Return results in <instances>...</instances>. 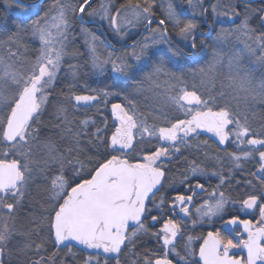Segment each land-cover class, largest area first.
I'll list each match as a JSON object with an SVG mask.
<instances>
[{"label": "snow or ice", "instance_id": "6c2138e0", "mask_svg": "<svg viewBox=\"0 0 264 264\" xmlns=\"http://www.w3.org/2000/svg\"><path fill=\"white\" fill-rule=\"evenodd\" d=\"M91 2L92 0H78L73 4L71 0H53L49 11L45 12L43 17L30 25H18L16 33L7 41L0 42L15 43L19 46L23 41L22 34L30 33L31 36L38 37L41 45L35 62L23 69L18 68L14 62L8 63L0 58V208L6 209L9 214L13 213L22 203L25 190L31 183L36 182L38 168L42 172L55 169L56 174L50 178L45 189L48 207L45 208V214L40 217V224L36 225L34 230L46 228V238L57 248L67 247L69 255H74L71 242H75L86 249L102 250L104 254H109L108 259H115L119 264V255L123 248L134 244L139 233L148 231L144 219L153 210L149 208V203L161 214L151 216L153 224L159 223L163 218L165 198L161 197L159 203L154 199L156 193L164 186L166 173L161 162L170 158L173 152H179V145L187 144L185 138L199 135L200 131H203L212 133L220 145L234 137L233 143H236L238 148L245 142L252 149L257 145L264 147V138L253 136L247 118L241 120L239 112H234L232 107V101L238 100L241 95L244 100L250 97L264 104V79L256 82L251 71L242 65L245 51L257 56V50L251 45L245 43L243 49L231 54L214 49L211 58L198 69V74L203 78L202 83L214 84L218 77H223L219 92H215L213 87L205 96L193 85V90L184 87L180 89L179 94L169 95L168 103L180 111L184 118L173 120L164 113H158V118L163 119L166 124L160 127L155 124L149 125L146 119H140L131 100H128V106L112 104L114 130L111 131V135H105L108 131L105 125L103 129L97 127L96 131L91 133L92 139L89 140V144L95 151L87 158L86 164L79 159V155L83 151L80 147L81 133L88 135L87 119L80 122L79 130H74L70 126L67 109L63 106L56 107L55 116L59 121L56 127L61 130V139L73 138V146L63 151L55 140L47 136L42 137L40 125L42 114L49 103L50 90L65 56L64 41L71 27L68 11L70 9L73 17L80 19H83L85 14L94 16L97 13L87 11L91 7ZM145 3L147 6H142L139 2L132 5L131 0H128L127 8L122 4L111 16L105 8L102 18L109 19L110 26L119 32L121 10H131L139 20L144 14L151 15V4L148 0H145ZM189 3L191 4L192 0H189ZM168 15L169 21L178 29L177 36L195 49L197 25L188 21L181 27L180 20L176 18L171 8ZM233 15L240 14L233 9ZM260 19L264 22V16ZM127 23L130 24L131 20H127ZM151 23V19H148V24ZM160 24H165V21L160 20ZM238 31L249 39L252 38L247 16L241 21ZM229 35L221 32L217 34L216 39L223 42ZM149 40L151 44L148 43ZM256 40L261 50L257 59L264 64V34L257 36ZM166 41L165 30L160 33L158 39L155 36L147 37L145 43L140 46V51L134 50L130 55L136 61L146 63L147 59H150L149 48ZM168 51L172 56L177 55L171 47ZM95 52L96 49L93 47L95 67L111 63L113 71L122 75L133 69L132 65L119 57L112 59L109 56L108 59L100 61ZM8 55L11 59L17 56V52L9 48ZM164 71L162 63H158L145 79L153 81L154 77H158ZM156 86L160 87V84L157 82ZM117 94L119 93L108 91L102 93L105 99L109 95ZM99 98L97 95L70 96V99L75 101L73 107L88 105ZM125 99L128 97L125 96ZM146 137L149 140L155 138L162 143L155 151L141 150L142 155L137 153L133 156L137 143ZM74 151L77 153L76 156H72ZM251 154V151L242 150L241 154L233 153L232 160L239 162ZM259 161L258 179L264 183V151H259ZM68 166H71L73 172L71 183L66 175ZM86 166L90 167L87 170V178H84L82 174ZM236 166L239 167V164ZM190 171L193 174L198 172L203 174V169L194 162ZM77 180L79 182H76ZM223 182L224 177H221V184ZM196 189L205 191L204 185L200 183L194 188L189 186V190L194 194ZM193 199V195L177 194L171 200L168 211L173 214L172 218L164 219L159 232L153 233L158 241H162L164 255L154 261L146 258L145 264H173L168 258V253L175 250V242L181 234L184 219L192 218L193 225L204 218L211 220L224 210L227 203L223 192L217 197L213 191L209 194V199L196 207L193 217L192 208L189 206ZM242 204L245 209L258 206V220L253 223L251 220L232 217L225 221V225H241L243 232L247 234L246 238H243L235 227L231 228V231L236 233L232 238L223 236L219 230L210 231L200 238L203 242L199 245L197 254L191 248L193 237L188 236L185 256L180 257L181 261H184V264H264V204H258L256 195H249ZM177 208L179 213L176 212ZM181 213L183 214L181 218L176 219L175 217ZM13 235V229L5 222L0 229V255ZM24 247L28 248L30 245L26 244ZM41 248L42 244L36 245L37 252ZM234 249L241 250L246 255L236 256L232 252ZM197 255L198 259H194ZM55 256L56 252H53L49 257L51 264H55ZM0 264H4L3 260H0ZM31 264H45V261L41 257ZM85 264H91V257ZM96 264H99L98 260Z\"/></svg>", "mask_w": 264, "mask_h": 264}, {"label": "rangeland", "instance_id": "374dc122", "mask_svg": "<svg viewBox=\"0 0 264 264\" xmlns=\"http://www.w3.org/2000/svg\"><path fill=\"white\" fill-rule=\"evenodd\" d=\"M95 1L96 4L92 9V12H95L97 14L94 16H88V18L91 20H95L96 22L101 24L109 34V37L113 39V42L119 45L134 43L141 36L145 25L148 23V19H154L152 11L155 6H158V10L164 12L163 16L165 17V24H163V26L157 25V27L150 29L152 25L151 24L150 27L146 30L144 36L141 37L140 42L135 47L127 52L115 54L108 51L105 48L104 42L98 36L91 33L90 30H87L80 26L74 27L72 21H75L77 17H73L72 12L69 9L68 17L71 27L68 31L67 39L64 41L65 56L57 73V78L53 82V86L50 90L51 96L53 92H56V88L62 89L61 91H63V96L60 97L55 103V107L63 106L67 109V112L69 111V109H71L72 111L79 110L78 107H73L75 101L70 99V96L75 95L77 91H92V89H95L98 85L101 87L100 89L98 87L97 88L99 91V96L103 100V102L101 103L102 105L104 104L106 106L111 100L120 99L123 101V105L128 106V100H131L135 105V109L139 113V115V109H143L146 112L153 113V115H155V120L156 117L158 118V113L165 114V109L167 108L168 110H170L167 113L183 116L180 111H178L174 106L168 103L167 97L169 95L174 96L179 94L180 89L184 87H186L188 90H193V85H195L196 90L203 95L208 94V91L213 87L215 89V92H219L221 89L223 77H218L215 80L214 84L213 82L202 83L203 78L198 74V69L207 63V61L211 58L214 49L223 51L226 54H231L243 49L244 44L247 43L257 50V56L261 51L256 40V37L259 35L256 34L249 26L251 17L249 15H245L248 17V26L251 30L252 38L249 39L248 36L244 35L241 31H238L241 21L244 17L240 18L239 16L233 15L231 9L228 8V6H225L223 2L217 1L216 3H214L215 0H212L209 9L206 11V23H208V26L211 29L208 30L207 27L206 30L201 32L208 37L204 36L202 37L203 40H200V42H198L199 53L191 62L194 68L192 69V72H190L188 77L184 79L179 76V71H177L178 67L181 66V60L176 55L172 56L169 53L168 46L170 45H168L166 42L163 44L153 45L149 48L148 52L150 59H147L146 63L143 61H136L130 54L134 50L136 52H139L140 46L145 43L147 37L155 36L158 39L160 33L163 31V28H165L167 31V27L170 29V35L177 45L183 46L186 49H191L190 44H186L177 36L178 29L175 28L169 21V8H171V11L175 14L176 18L180 20V26L182 27L185 22L192 21L196 23L198 19L203 20V12L205 11L203 5L208 4L209 0H192L191 4L189 3V0H148V2L151 4V15L148 16L147 14H144L139 20H137V18L132 14L131 10L124 11L122 9L121 16L119 18L121 24V29L119 32H117L110 26L109 19L102 18L104 16L105 8L108 10L109 16L115 14L117 9H120V7H118L117 5V0ZM0 2H2L5 10L1 20V33L3 35L2 37H0V42L7 41L10 36L16 33L18 25H30L33 21L39 19L40 17H43L45 12L49 11L50 5L53 3H47V6L45 7V9H43L38 6L21 7L20 5L14 2H8L7 0H0ZM77 2L78 0H71V3L73 4ZM155 2L157 3L155 4ZM143 6H147V4L144 3ZM127 7L128 6H126V8ZM222 13H227L228 15H223ZM127 20H131V23H127ZM204 23L205 22L203 20L202 25H204ZM199 26L197 25L195 34L200 33H197ZM221 32L230 34L229 38L226 41H217V34ZM22 35V43H25L26 46H22V43L19 46L15 43H0V58L4 59L5 62L8 63H16L17 67L21 69L30 66L35 62V58L39 55V49L41 47L38 37H33L30 33H23ZM135 37L136 40L133 41L132 39H134ZM74 42H80L82 46H73ZM148 43L151 44V41L149 40ZM30 44L33 46H28ZM77 47H80L82 50L84 49L86 51V56L89 57H80V54H78L77 52ZM93 47H95V55L99 57L100 61L108 59L109 56H111L112 59H116L117 57H119L122 58V60L126 61L128 64L132 65L133 69L128 73L122 75L113 71V66L111 63H105L103 64V67H95L93 65ZM9 48L11 49V51L17 52L16 57H12L11 59L9 58ZM165 52L167 53L168 57H164ZM257 56H253L245 51L242 59V65L244 68L250 70L255 81L259 82V80L264 79V64L260 63V61L257 59ZM158 63H162L165 71L161 72L158 77H154L153 81L146 80L145 77L153 71V67ZM83 68H86L88 72H90L88 74L92 76L90 79L89 77L84 78L85 76H83ZM136 69L140 70L136 71ZM157 82L160 84V87L156 86ZM165 82L167 83L165 84ZM118 86H120V88H118ZM104 91L119 94L109 95L105 99L102 95ZM215 92L213 94H215ZM125 96H127L128 99H125ZM262 105L264 104H261L258 101H254L250 97L248 98V100H244L242 95L238 100L232 101L233 111L239 112L241 120L244 119L242 118L243 115L247 116L248 121L251 120V117L246 115V112L242 110V108L247 106L251 107V109H247V113L254 116L253 110H255L256 107L258 109V107ZM105 106L102 108V110H105ZM111 106L112 104L108 108L109 111ZM44 114L45 111L42 114V123L40 125L42 135L50 136L52 138L54 137L60 147L67 148V146H73L72 137L61 139V130L56 127L57 124L55 123V120H57L56 116L54 117V120H45L43 118ZM100 119L102 120V118ZM140 119L146 118L140 115ZM87 120L89 121L88 126L94 123V120L92 119ZM147 123L149 125L155 124L157 127H160L163 126L164 120L159 118L157 122L151 123L147 121ZM70 126L74 130H79L81 128V124H79L78 127H73L72 125ZM100 126L101 125H99L98 127ZM147 139L148 138L146 137L144 140ZM80 147L82 146L80 145ZM87 151L88 150L82 151L79 157H81V155L83 154L84 156H86ZM37 155L39 156L40 154L37 153ZM73 155L76 156L77 153L74 151ZM49 171H51L50 175H48ZM66 173L70 174V177H72L73 172L71 166H68L66 168ZM55 174V169L42 172L38 168L36 172V182L31 183L28 186V188L25 190V194L30 191V187L33 185H38L39 183L49 184L50 178ZM84 174H86L85 171L82 175ZM45 177H47V179ZM36 194L37 196H41L42 190L37 188ZM20 205L17 206L16 210L20 207ZM8 214L9 213L6 209L0 208V229H2L4 223L7 222L8 226L14 231L13 238L9 242L15 240L19 241L24 235L16 234L19 232V230L13 226L14 223L12 217H9V220L6 218L5 215ZM11 214L10 216H12ZM13 244L15 246V243ZM7 246L5 247L2 254L3 258L4 255H6Z\"/></svg>", "mask_w": 264, "mask_h": 264}, {"label": "flooded vegetation", "instance_id": "af4514ba", "mask_svg": "<svg viewBox=\"0 0 264 264\" xmlns=\"http://www.w3.org/2000/svg\"><path fill=\"white\" fill-rule=\"evenodd\" d=\"M22 1V0H21ZM25 2L31 4L32 6H38L44 8L47 6L42 0L41 3L37 4L39 0H28ZM96 1L91 4V7L87 9L88 12H92ZM79 21L80 27L90 30L91 33L98 36L105 45V48L115 54L124 53L132 49L133 47H123L113 42V39L109 37V34L103 28L101 24L95 20L88 18V15L85 14L83 19L77 18ZM88 22V23H87ZM90 22V23H89ZM22 24V23H21ZM74 25V20L72 21ZM158 25V24H157ZM208 25V23H207ZM207 26L204 23V28L197 30L202 32L206 30ZM169 41L166 43L174 51L177 52V57L181 60V66L178 67L179 76L186 79L192 69L194 68L191 62L196 58L199 53L198 42L203 40L202 37L196 39L197 47L194 49L195 57L190 58L193 52L190 49H186L183 46L177 45L169 33ZM199 34V33H198ZM205 40V39H204ZM128 44V43H127ZM174 44L176 46H172ZM22 46H26L25 43H22ZM33 46V45H28ZM73 46H82L79 42H74ZM120 48V49H119ZM77 52L80 54V57L86 56V51L77 47ZM164 57H168L167 53H164ZM166 59V58H164ZM185 66V67H184ZM184 68V69H183ZM85 76L84 78L89 79L92 77L88 75L90 72L86 68H83ZM86 72V73H85ZM86 74V75H85ZM82 76V77H83ZM207 95V94H206ZM205 95V96H206ZM100 100V98H99ZM86 105L77 106L79 109L84 108ZM247 109L251 107H243L242 110L246 112V115L251 117V120L248 121V125L251 128L253 136L256 138H264V105L255 108L254 116L247 113ZM166 113L170 110L165 109ZM140 115L144 116L148 122H157L159 118L151 112H146L143 109H139ZM165 113V114H166ZM151 115V116H150ZM170 119H183L182 115H172L170 113L166 114ZM247 116L243 115L242 118L245 119ZM112 118V117H111ZM243 119V120H244ZM112 130H114V119L112 118ZM101 123L97 124L98 127ZM107 125V122L104 124ZM163 126H166L165 121ZM102 126H100L101 128ZM102 127V128H104ZM111 135V134H110ZM187 144L179 145L180 151L173 152V155L170 158L162 160V166L165 169V178L164 186L156 193L154 197L156 203H159L161 197L165 198V213L163 218L160 219L159 223L153 224L151 220L152 215H161L158 210H156L151 203H149V208L153 209L151 213L144 219V223L147 226L148 231L146 233L141 232L135 238L134 244H129L127 247L123 248V251L119 255V264H145V259L155 260L158 257L164 255V248L162 246V241H158L153 233L159 232L162 227L163 220L172 218V213L168 211L171 200L177 194L184 195H193L194 199L189 205L192 208V215L195 217V209L200 206L204 200L209 199V194L213 191L216 192V196L219 197L220 192L224 193L227 203L225 204L224 210L217 216L211 218V220L204 218L197 224L193 225L192 218H185L182 225L181 234L179 235L177 241L175 242V250H170L168 253V258L172 260L173 264H184V261H181L180 257L185 256V244L188 236L193 237L191 248L198 254L199 245L203 242L200 239L203 236H206L208 232H215L219 230L223 236L229 238L235 237L236 233L231 231L232 227L236 228V231H239L243 238H246V233L243 232L241 225L237 226H226L225 221L231 219L232 217H238L241 220H251L255 223L259 218V207L256 206L253 209H245L243 207V200L247 199L249 195H256L258 197V204H264V183L258 179V170L260 167L259 161V151H264V147L259 145L255 146V149H252L250 146H247L246 142L240 148L237 147L236 143H233L234 137L230 138L224 145H220L218 139L212 134L200 131L199 135H192L190 138H185ZM162 142L152 138L151 140H143L136 145V150L133 152V156L137 153L143 154L141 151H155V148L159 146ZM251 151V156L247 159H241L239 162L232 160V154H241V151ZM199 166L203 169V174L196 173L193 174L190 171L192 164ZM237 163L239 167H237ZM216 173V175H213ZM86 178L85 175H83ZM187 176V179H185ZM221 177H224V182L221 184ZM76 182H79L78 180ZM71 183V181H70ZM197 183L203 184L205 191H200L196 189L195 194L189 190V186L195 187ZM219 185V188L217 186ZM41 206V207H40ZM40 211L37 212V215L42 217L45 214V208L48 206L40 205ZM176 212L179 213V209H176ZM183 214L177 215L175 218L180 219ZM34 224H40V219H34ZM132 229L130 228L129 231ZM45 234H39L34 236L32 239L28 237H22L18 244H15L14 251L10 250L11 244H7V251L4 258L1 255V259L4 264H31L32 261L40 260L41 257L44 258L45 264H51L49 257L53 252H56L55 264H85V261L91 257V264H96L97 260L99 264H117L115 259H108L109 254H104L102 250L95 249H86L82 245L73 244L72 252L74 255L68 254V248L60 246L57 248L53 243L48 240L47 230ZM28 244L30 247L25 248L24 246ZM42 244V248L37 252L36 245ZM23 249V251H21ZM34 249V251H33ZM232 252L236 256H244L246 253L241 250L234 249ZM176 253H179L177 255ZM192 259V258H188ZM198 259V255L194 257Z\"/></svg>", "mask_w": 264, "mask_h": 264}, {"label": "trees", "instance_id": "16d2710c", "mask_svg": "<svg viewBox=\"0 0 264 264\" xmlns=\"http://www.w3.org/2000/svg\"><path fill=\"white\" fill-rule=\"evenodd\" d=\"M8 2H13L12 0H7ZM25 2H29L28 0H22ZM153 1V0H152ZM217 1H221L224 3L225 6H228V8L231 9L232 13H233V9H235V11L239 12V17H245V15H249L250 18V22H249V26L250 28L258 35L264 34V22L261 21V16H264V0H255L252 2L247 3L246 1L249 0H215L214 3H216ZM53 0H45L44 3H52ZM137 2H139L142 6L144 5V0H131L132 5H135ZM157 2H155L156 4ZM125 5L128 6V0H117V5L118 7H120L121 5ZM207 6V4L203 5V8L205 9ZM44 9V8H43ZM4 7L2 2H0V37H2V33H1V20L2 17L4 15ZM163 11L158 10V6H155V8L152 11V15L154 19L157 20H164L165 17L163 16ZM17 21V20H16ZM18 22V21H17ZM203 20L202 19H198V21L195 23L196 25H201L199 26L200 28H204V25H202ZM201 23V24H200ZM74 27H78L80 26L79 21L77 19H75L74 21ZM157 27L156 23H153L150 27V29ZM167 32L170 34V29L167 27ZM133 41L136 40V37L134 39H132ZM185 67V66H184ZM130 84V83H129ZM120 85V84H118ZM97 87L100 89L101 87L97 85ZM92 89V91L90 90H82V91H77V93H75V95H97L99 96V91L98 88ZM118 88H120V86H118ZM56 92H53L52 95L50 96L49 99V103H48V107L46 108L45 114H44V119L45 120H54L55 117V103L58 101V99L60 97H62L63 95V91H61L62 89L56 88L55 89ZM100 97V96H99ZM103 102L102 98L100 97V100L94 101L89 105H86L84 108L79 109L78 111H72L71 109H69V111L67 112L68 114V119L71 121V125L73 127H78L80 122L82 120L85 119H92L94 120V123L87 126V133L88 135H83L81 133L80 136V145L82 146L81 149L84 150H88L86 153V156L81 155V157H79V159L83 160L86 162L87 164V158L89 156H91L93 154V152L95 151V149L92 148V146L89 144V140L92 139L91 133L96 131L97 128V124L98 121L99 123H101V126L104 127V123L107 122V128L108 131L107 133H105V135H110L111 131H112V116L110 114L109 111V106L113 103H122V105L124 104L122 100L120 99H116V100H111L106 106L103 104H101ZM105 106V110H102V108ZM71 108V106H70ZM151 116V115H150ZM102 118V120L100 119ZM55 123L58 124L59 121L55 120ZM42 137H44L42 135ZM50 137V136H47ZM52 138V137H50ZM53 140H55V138H52ZM56 141V140H55ZM69 147V146H67ZM92 148V149H91ZM61 151H63L65 148L60 147ZM142 150V148H141ZM72 156L73 153H72ZM88 167L90 166H86L85 168V173L84 174L87 178V170ZM51 171L48 172V175H50ZM68 178L70 179V174H67ZM71 181V179H70ZM48 186L47 183H39L38 185H33L30 187V191L28 193H26L24 195V199L20 205V207L14 212L12 213L10 216V214L5 215L6 218L9 220V217L13 219V226L19 230L18 233H20L21 235H24L23 237H28L29 239H32L34 236L39 235V234H45L46 232V228L40 231H36L34 230L36 227V224H34L33 220L34 219H40V216L37 215V212L40 211V205H44L46 206L47 201H46V193H45V189ZM39 188L42 190V195L41 196H37L36 194V189ZM40 206V207H39ZM19 237V236H18ZM9 245L11 244V248L10 250L14 251L15 246L13 243L18 244V241H12V242H8ZM34 251V249H33Z\"/></svg>", "mask_w": 264, "mask_h": 264}, {"label": "water", "instance_id": "95a60500", "mask_svg": "<svg viewBox=\"0 0 264 264\" xmlns=\"http://www.w3.org/2000/svg\"><path fill=\"white\" fill-rule=\"evenodd\" d=\"M12 1H13L14 3L20 5V6H32L31 4L25 3V2H23V1H21V0H12ZM41 1H42V0H39V1L37 2V4L41 3ZM93 1H95V0H92V2H93ZM252 1H255V0H249V1H246V2L249 3V2H252ZM92 2H91V3H92ZM211 3H212V0H209L207 6H206V8H205V11L203 12V20H204L205 24H207V23H206V11L209 9ZM80 20H82V19H80ZM151 21H152L151 24L156 23V24H158V25L163 26L162 24H160V20L152 19ZM87 23H88V22H87ZM89 23H90V22H89ZM151 24H150V25H151ZM150 25H149L148 23L145 25L144 30H143L141 36H140V37H139L134 43H128V44H125V45H123V47H133V46H136V45L140 42L141 37H143L144 34L146 33V30L150 27ZM206 26L208 27V30L211 29L208 25H206ZM165 30H166V29L163 28V31H165ZM166 32H167V31H166ZM204 36H207V35L202 34V33L196 34V39H198V38H200V37H204ZM207 37H208V36H207ZM167 42H170V41H169L168 34H167ZM171 45H172V46H176V45H174V44H171ZM119 49H120V48H119ZM190 50L193 52V54L190 56V58H194V57H195V51H194L193 48H191ZM91 103H92V102H91ZM82 105H84V104H81L80 106H82ZM88 105H89V104H88ZM110 113H111V116H112V108H110ZM112 118H113V116H112ZM113 119H114V118H113ZM71 243H75V242H71ZM0 259H1V255H0Z\"/></svg>", "mask_w": 264, "mask_h": 264}]
</instances>
